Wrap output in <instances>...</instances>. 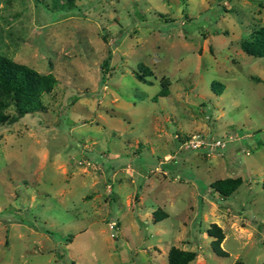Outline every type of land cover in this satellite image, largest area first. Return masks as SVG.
Returning a JSON list of instances; mask_svg holds the SVG:
<instances>
[{
  "label": "rangeland",
  "instance_id": "obj_1",
  "mask_svg": "<svg viewBox=\"0 0 264 264\" xmlns=\"http://www.w3.org/2000/svg\"><path fill=\"white\" fill-rule=\"evenodd\" d=\"M257 26L264 0H0V54L56 79L0 125V264H264V57L239 47Z\"/></svg>",
  "mask_w": 264,
  "mask_h": 264
},
{
  "label": "trees",
  "instance_id": "obj_2",
  "mask_svg": "<svg viewBox=\"0 0 264 264\" xmlns=\"http://www.w3.org/2000/svg\"><path fill=\"white\" fill-rule=\"evenodd\" d=\"M239 47L245 53L264 57V26H257L250 31L247 39L239 42ZM108 55L102 60L100 66L107 65ZM142 73L137 74L139 80L149 82L145 77L151 74L146 66H140ZM103 78V77H101ZM55 77L50 72H39L25 63L15 61L0 54V125L11 124L18 120L25 113L40 111L44 108L42 95L49 93L54 84ZM165 82H160V87L153 97L167 94L168 89ZM221 83L213 81L211 89L216 93L220 90ZM240 183V177H224L213 180L210 185L220 195L226 196L234 190ZM262 187L264 188V170L262 174ZM206 232L213 238L211 248L218 255H225V251L219 246L223 234L221 228L215 223H211ZM196 255L194 250L180 249L170 246L167 251V264H187ZM233 264H240L235 261Z\"/></svg>",
  "mask_w": 264,
  "mask_h": 264
},
{
  "label": "built area",
  "instance_id": "obj_3",
  "mask_svg": "<svg viewBox=\"0 0 264 264\" xmlns=\"http://www.w3.org/2000/svg\"><path fill=\"white\" fill-rule=\"evenodd\" d=\"M226 140L227 139L215 138L209 134L194 132L190 135L185 136L183 138V143L185 146L191 149L203 148L208 150L211 148L223 146Z\"/></svg>",
  "mask_w": 264,
  "mask_h": 264
}]
</instances>
